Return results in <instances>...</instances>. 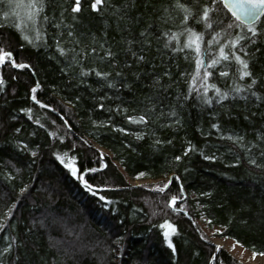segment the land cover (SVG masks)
<instances>
[{
  "label": "trees",
  "instance_id": "obj_1",
  "mask_svg": "<svg viewBox=\"0 0 264 264\" xmlns=\"http://www.w3.org/2000/svg\"><path fill=\"white\" fill-rule=\"evenodd\" d=\"M124 2L112 0L117 6ZM171 2L135 0V7L128 10L121 23L122 31H118L114 17L109 14L111 9L102 16L90 10L91 0H87L82 2L80 23L76 25L77 34L87 32L100 38L107 32L114 51L125 47L118 43L122 37L151 41V47L144 48L150 63L135 66L132 72L138 73L140 79L135 80L132 74H128V82L133 83V87L121 89L119 93L123 106L128 108L127 114L113 116V122L129 133L155 132L154 136L146 135L143 140L108 128H94L92 121H106L109 113L96 108V101L89 91L61 71L64 63H57L58 57L53 58L56 57L54 48H34L22 40L15 24L23 25V10H19L20 17L12 13L5 20L3 11L11 13L12 10L0 6V24L6 25L0 27V46L12 51L18 63H30L36 70L33 76L29 70L13 69L9 64L0 68L6 81L5 93H0V217L13 202L18 204L9 222L15 223L16 228L0 233V249L8 243L3 239L6 234L16 236L17 245L21 242L24 245L14 248L5 264H14L17 250L22 258L21 264H208L210 254L216 255L218 264H241L223 248L216 251V245L210 238L212 235L231 238L254 254H264V169L249 165L241 150L230 141L221 140L220 134L211 127L218 121L223 134L247 133L248 140H255L254 130H264V36L259 38L261 52L250 63V69L259 80L254 90L261 94V100L257 101L248 94L247 100L237 97L234 101H225L223 107L214 103L209 108L190 98L183 109H178L182 127H160L170 123L175 119L173 117H161L150 128L129 124L126 120V115L140 113L147 103V96L153 97L158 104L163 100L157 111L162 108L168 112L167 106L175 102L177 94L187 93V81L195 71V53L190 50L173 52L165 48L166 38L160 35L169 28L175 31L182 19L179 10L171 8ZM62 6L70 8V0L67 3L56 0V7L48 9V14L51 16L54 12L59 17ZM164 7H169V13H164ZM169 15L172 19L165 24L163 21ZM261 30L264 31V26ZM48 32L50 36L55 35L52 27H48ZM141 32L145 33L144 37L140 36ZM209 38L205 37L206 40ZM84 42L89 43L90 37ZM48 43H52L51 38ZM136 47L139 51L140 46ZM120 60L131 63L132 58L121 53ZM87 66H93L92 62L89 61ZM97 66L106 67L99 62ZM221 70H228L230 76L219 77ZM165 72L170 76H164ZM232 72L234 67H218L210 82L227 88L233 79ZM156 78H159V84L153 86ZM88 79L91 83L95 77ZM36 81L41 83L37 98L50 103L57 111L40 109L31 101L30 90ZM247 82L246 78L244 83ZM99 94L102 95L103 91ZM109 95L115 93L109 91ZM209 95H212L211 91ZM77 96L81 99L77 100ZM120 102L105 101L111 107ZM28 107L33 108L34 119L40 117L48 131H57L59 135L68 132L61 117L68 121L71 131L63 146L19 111ZM253 112L257 115L252 116ZM13 116L17 119L13 120ZM246 116L250 119H245ZM52 120L56 121L55 125L51 124ZM17 127L22 129L21 133H15ZM33 131L37 132L34 137L29 135ZM81 138L88 144H84ZM20 139L32 141V148L36 144L41 146L36 164L31 163L27 153H20L15 148V142ZM156 139L164 143L154 145ZM168 140L172 143L168 144ZM189 141L198 151L183 156ZM73 143L77 147L72 154L78 157L82 171L99 169L101 163L108 165L101 171L87 174L85 179L108 189L100 194L117 202L110 206L115 211L102 208L98 198L88 194L51 155L52 151H67ZM200 150L205 155L215 154L218 159L205 160ZM100 153H103V161ZM178 155L182 160L176 162L174 157ZM237 155L240 156L239 164ZM9 160L15 168L21 169L19 173L7 163ZM5 172H11L16 179L6 180ZM141 172L145 175L139 178L151 181L140 185L131 183ZM174 177H179V180ZM169 178H172V183L168 190L164 193L153 190ZM25 185H30L29 191L21 195L20 189ZM181 185L183 199L178 200L176 207L182 210L173 211L167 204L172 195H181ZM49 207L63 218L64 225L49 230L39 226L32 228V218L41 217ZM165 220L175 225L178 233L172 236L177 248L175 256L163 236L167 229L160 227ZM65 226L70 234L65 231ZM205 228L211 229V234ZM50 235L64 241L63 245L51 247ZM117 236L124 238L119 245V254L109 251V246L117 247L113 244Z\"/></svg>",
  "mask_w": 264,
  "mask_h": 264
},
{
  "label": "snow or ice",
  "instance_id": "obj_2",
  "mask_svg": "<svg viewBox=\"0 0 264 264\" xmlns=\"http://www.w3.org/2000/svg\"><path fill=\"white\" fill-rule=\"evenodd\" d=\"M68 0H65L67 3ZM71 7H61L59 17L53 14H48V9L56 7V0H0V6H6L11 9L12 12L3 11V17L8 19L10 14L14 13L17 17H20V11L23 10V25L16 23L15 28L21 32V38L28 45L34 48H54L57 63H64V67L61 71L68 75L71 79L76 80L77 85H83L86 91H89L91 98L96 101L95 107L101 111H107L109 118L106 121H92L94 128H108L113 132H118L125 135H134L137 140L145 139L146 135H155V132H135L129 133L124 127H120L113 122V116L125 115L128 112V108L123 106V101L119 95L121 89H131L133 83L128 82V74H132L135 80H139L138 73H133L132 69L135 66H143L146 63H150L145 55L144 48L151 47L150 40H137L126 39L124 37L118 42L125 47H122L120 51H114L113 45L109 43L107 39V32L102 37L97 38L94 34L87 32H81L77 34L76 25L80 23L79 14L83 11L82 2L87 0H70ZM171 8L179 10L182 14L179 26L175 31L169 28L167 31H162L161 36L165 37V48H170L173 52L183 53L186 50L194 51L195 53V71L191 74V78L187 81V93L177 94L175 102L168 105L169 111L164 112L161 108L157 111L159 106L163 105V100L159 101V104L153 97L147 96L145 100L147 103L138 115H126V120L129 124L143 125L145 128H150L152 124H156L161 117H173L170 123L162 124L160 127H182V119L179 117L178 109H183L184 103L189 101L190 98H194L202 106H208L209 108L215 103L217 105L224 106L225 101L240 99L247 100L254 97L257 101L262 99L261 94L254 90L259 85V80L254 76L253 71L250 69V63H253V58L257 56L262 50L259 38L264 36V31L261 27L264 26V0H172L170 4ZM131 7H135V0H125L122 5L117 6L112 3V0H91L90 10L101 14L102 16L109 12L114 17L116 29L122 31L121 23L127 16L128 10ZM164 13H169V7H164ZM67 14V15H66ZM171 15L168 16L163 22L167 24L171 20ZM70 21V22H68ZM6 26L0 24V27ZM48 27L55 29V35H51L48 32ZM197 29H202L198 31ZM141 37L145 36L144 32L140 33ZM209 36V39H205ZM90 42L84 41L89 39ZM51 38L52 43L48 41ZM160 37H157L159 39ZM183 38V41L182 39ZM137 45L140 46V50H137ZM123 53L126 57H131V63L127 60L121 61L120 55ZM185 59H188L185 56ZM89 61L92 62L91 67L87 66ZM103 64L106 67L101 68L97 66ZM5 64H9L13 69L29 70L33 76L36 75L34 66L26 62H17L14 58L12 51H6L4 47L0 46V68ZM156 66L153 64V68ZM218 67L227 69L234 67V72L231 73L233 79L228 84L227 88H221L216 83L210 82L213 78L214 72ZM184 75V74H181ZM219 77L228 78L230 72L228 70H221L218 73ZM164 76H170L168 72L164 73ZM89 77H95V80L89 82ZM246 78L249 82L244 83ZM15 80L16 77H13ZM159 84V78L154 80L153 86ZM6 81L0 71V93H5ZM170 87V85H169ZM41 89L40 81H36L35 86L31 88V101L38 105L40 109H46L49 112L57 111L50 103L42 102L37 98V92ZM103 91V94H99ZM109 91L115 93V95H109ZM167 91V89H165ZM212 95H209V92ZM243 94V95H242ZM77 100L81 97L77 96ZM105 101H121L116 104L115 107L107 106ZM21 113L27 117L29 121L38 125L40 129H44L49 137L53 141H59L60 145H64V141L68 139V133L71 131V125H69L66 119L63 120L64 126L68 129L64 135H59L57 131H48L46 125L41 122V118H33V108H21ZM135 111V110H133ZM252 116L257 114L253 112ZM13 120L17 117L13 116ZM245 119H250L246 116ZM52 125L56 124L55 120L51 121ZM213 129H216L220 134L221 140L230 141L236 148L240 149L243 156L246 158V162L257 169H264V130H254L255 140H248L247 133H233L223 134L221 131V125L217 121L211 125ZM15 133H21L22 129L17 127L14 129ZM30 136H36L37 132L33 131ZM83 140V138H81ZM32 141H25L23 139L15 142V148L20 153H27L31 157V163L36 164L38 157L40 156L41 146L35 145V148L30 147ZM84 144H88V141L83 140ZM164 143L163 141L156 139L154 145ZM168 144L172 141L168 140ZM77 145L73 143L65 152L52 151L51 155L55 157V160L66 169L69 174L77 180L81 187L91 196L97 197L101 202V207L115 211V208L110 206L115 205L117 202L109 199L106 195L100 194L106 192V187L90 183L85 176L89 173H96L106 168L108 165L101 163V167L89 168L81 170L78 166V157L72 153L75 151ZM129 147H131L129 145ZM198 151L195 145L188 142V147L184 150L183 156H188L189 153ZM229 151H232L230 148ZM200 154L205 160H216L218 157L213 155H205L202 150ZM100 159L103 161V153H100ZM174 160L179 162L182 160V156H175ZM237 164L240 162V156L236 157ZM9 165L15 168V165L11 160L7 161ZM15 171L19 173L21 169L15 168ZM145 173H139V177L144 176ZM4 178L12 181L16 177L11 172H5ZM179 180V177H174ZM172 183V178L164 183L162 186L157 185L153 190L159 193H164L169 189V185ZM30 185H25L20 189V194L23 195L29 191ZM181 195H172L168 201L167 206L173 211H180L177 209L178 200L183 199V186H180ZM202 195H211V193H203ZM19 199V198H18ZM51 199V196H49ZM18 204L13 202L6 212L0 217V233L6 232L8 228L13 231L16 228L15 223H9L14 212L17 209ZM154 215L156 213H153ZM231 222V221H230ZM32 228L39 226L41 229L49 230L55 226H63V218L60 217L51 207L46 208L41 214V217L32 218ZM211 223V221H208ZM247 223V221H244ZM161 228L167 229L163 232L164 239L167 243V247L171 249L172 255L175 256L177 248L172 241V236L177 235L175 225L170 221L165 220L161 225ZM30 231L32 229H29ZM65 231L70 230L66 228ZM3 239L8 241L6 246L0 249V264H5V259L13 254L14 248L19 249L24 247L23 243L17 245V237L14 235L6 234ZM79 239V237H77ZM122 236H117V239L113 241V244L117 247L113 248L109 246L111 253L119 254V245L123 241ZM51 247L59 248L63 245L64 241L56 240L55 237L49 236ZM216 251H220V246H216ZM67 254V249H65ZM95 255V253H93ZM22 258L17 250L14 256V264H21ZM208 264H218V258L215 254H210Z\"/></svg>",
  "mask_w": 264,
  "mask_h": 264
},
{
  "label": "rangeland",
  "instance_id": "obj_3",
  "mask_svg": "<svg viewBox=\"0 0 264 264\" xmlns=\"http://www.w3.org/2000/svg\"><path fill=\"white\" fill-rule=\"evenodd\" d=\"M151 180H148L146 178H138L131 183L140 185L145 182H148ZM205 231L208 234H211L212 230L205 228ZM211 241L216 246L219 245L221 248L226 250L231 256L236 258L241 264H264V254H254L249 249L241 246L240 244L236 243L233 239L228 237H219L212 235Z\"/></svg>",
  "mask_w": 264,
  "mask_h": 264
}]
</instances>
